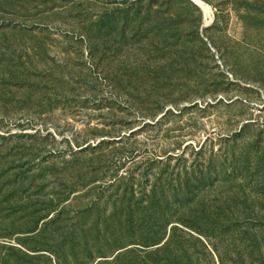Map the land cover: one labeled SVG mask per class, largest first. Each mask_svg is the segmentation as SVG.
I'll use <instances>...</instances> for the list:
<instances>
[{
    "label": "trees",
    "instance_id": "1",
    "mask_svg": "<svg viewBox=\"0 0 264 264\" xmlns=\"http://www.w3.org/2000/svg\"><path fill=\"white\" fill-rule=\"evenodd\" d=\"M174 1L114 0L97 19L82 20L79 26L91 52L103 50L111 58L117 16L122 17L123 33L136 23L134 37L138 44L147 40L144 47L153 60L175 55L180 71L191 65L201 71L200 47L181 35L174 48L171 36L163 35L164 27L158 25L171 21ZM260 1L216 0L208 28L222 31L232 11L240 15ZM28 3L0 0V13L17 7L26 11ZM44 5L36 6L38 24L57 9ZM33 30L0 24V36ZM223 50L239 66L240 57L227 46ZM106 58L113 88L137 101L136 87L121 82ZM8 75L1 79L0 92L34 90L38 84V76L21 69ZM61 79L54 77L56 82ZM209 87L201 78L195 85L204 94L217 92L216 86ZM7 121L4 116L1 123ZM244 128L220 137L225 148H212L207 157L201 145L191 161L187 145L178 153L140 160L134 152L123 156V137L87 141L69 154L55 149L44 154L50 133L0 134V238L19 237V246L0 243V264H264V129L244 142ZM247 177L254 191L263 190L260 195L244 192L246 185L238 179ZM9 216L11 226L4 228Z\"/></svg>",
    "mask_w": 264,
    "mask_h": 264
},
{
    "label": "rangeland",
    "instance_id": "2",
    "mask_svg": "<svg viewBox=\"0 0 264 264\" xmlns=\"http://www.w3.org/2000/svg\"><path fill=\"white\" fill-rule=\"evenodd\" d=\"M113 1L30 0L26 11L17 7L0 13V24L35 28L17 36L11 32L0 36V82L13 69L38 76L34 90L5 88L0 92V134L50 133L44 154L51 149L69 154L71 148L87 141L123 137L119 144L123 156L134 152L140 160L178 153L187 145L186 155L191 161L203 144L206 157L212 148L214 152L225 148L220 137L232 136L243 126L240 140L244 142L264 129V0L253 9L244 8L240 15L232 11L222 31L208 28L214 21L216 0H196L203 10L193 0L174 1L171 21L158 25L164 27L163 35L171 36L172 44L183 35L191 46L200 47L201 71L192 65L180 71L173 61L175 55L153 60L144 47L147 40L138 44L134 37L136 23H130L123 33V18L118 16L111 58L103 50L92 53L79 22L97 19L106 3ZM44 2V9H57L38 24L36 6ZM204 4L209 8L207 14ZM195 6L202 10L200 14ZM226 46L233 56L240 57L239 66L224 55ZM108 56L121 82L136 87L137 101L113 88L108 78ZM54 73V77L62 78L60 82L54 80ZM199 78L210 91L216 86L217 92H198L195 85ZM4 116L8 121L2 124ZM247 178L238 181L246 185L247 195L254 196L257 190ZM6 220L1 225L4 228L11 226L12 218ZM10 237L0 238V243L19 246V237Z\"/></svg>",
    "mask_w": 264,
    "mask_h": 264
},
{
    "label": "bare ground",
    "instance_id": "3",
    "mask_svg": "<svg viewBox=\"0 0 264 264\" xmlns=\"http://www.w3.org/2000/svg\"><path fill=\"white\" fill-rule=\"evenodd\" d=\"M196 1V0H195ZM197 2V1H196ZM198 3V2H197ZM199 4V3H198ZM204 8H205V10H206V14H207V12H208V10H209V8L204 4Z\"/></svg>",
    "mask_w": 264,
    "mask_h": 264
},
{
    "label": "water",
    "instance_id": "4",
    "mask_svg": "<svg viewBox=\"0 0 264 264\" xmlns=\"http://www.w3.org/2000/svg\"><path fill=\"white\" fill-rule=\"evenodd\" d=\"M202 10L203 8L200 6V4H198L195 0H193Z\"/></svg>",
    "mask_w": 264,
    "mask_h": 264
}]
</instances>
